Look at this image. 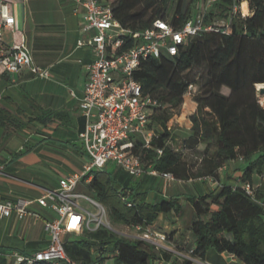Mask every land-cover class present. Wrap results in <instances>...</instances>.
<instances>
[{
    "label": "trees",
    "instance_id": "obj_1",
    "mask_svg": "<svg viewBox=\"0 0 264 264\" xmlns=\"http://www.w3.org/2000/svg\"><path fill=\"white\" fill-rule=\"evenodd\" d=\"M103 1L110 5L113 18L132 32L149 28L156 19L169 20L179 28L194 17L192 0L187 5L184 0ZM244 1L250 14H233L234 5ZM229 18L227 33L202 32L176 55L141 61L133 78L144 94L159 102L148 124L158 137L148 149H142V142L137 139L134 152L145 166L171 173L177 180H188L204 167L197 177L210 176L217 181L218 168L241 158L242 174L236 182L225 181L205 194L184 197L192 211L189 232L195 245L188 249H193L200 260L213 249L230 254L242 264H264V187L255 185L254 199L242 188L245 182L254 185L253 175L264 177V108L258 103L256 91L257 84H264V0H216L206 12L205 23ZM195 69L200 74L189 76ZM194 84H198L199 93L193 99L196 109L189 115L191 134L182 142V148L199 156V165L196 161L187 162L185 154L172 145V121L185 104L189 85ZM50 121L51 112L40 118L44 124ZM92 175L86 187L93 200L108 210V217L115 224L144 228L152 225L161 213L180 216L183 212L180 198L149 203L145 193L137 191V181L132 183L116 173L110 175L104 168L93 170ZM166 235L167 240L171 239L170 234ZM153 249L144 240L116 236L106 226L85 228L74 240L64 242L66 254L78 264L99 263L104 254L113 251L118 252V264H145L155 257ZM9 254L0 252V264H13ZM162 257L171 259L172 264H192L167 253H162Z\"/></svg>",
    "mask_w": 264,
    "mask_h": 264
},
{
    "label": "crops",
    "instance_id": "obj_2",
    "mask_svg": "<svg viewBox=\"0 0 264 264\" xmlns=\"http://www.w3.org/2000/svg\"><path fill=\"white\" fill-rule=\"evenodd\" d=\"M5 1L15 24L4 27L0 18V51L7 53L14 45L24 42L34 63L50 72V77L45 79L35 77L25 68L9 74L0 66V202H15L19 198L37 199L44 191L57 188L60 179L81 172L88 162L79 138L86 119L79 108L78 98L87 81V65L95 55L87 45H78V41L89 39L93 31L84 30V10L76 5L75 0ZM186 105L188 109L182 108L172 122L190 129L189 115L195 111L196 104ZM45 112L52 113V121L46 124L40 122ZM184 159L193 163L190 155ZM235 161L240 160L228 164ZM115 167L116 174L138 182L137 191L145 193L147 202L180 198L182 204H187L184 197L205 194L224 182L222 171L228 168H218L217 181L193 176L188 180L164 181L151 175L133 178ZM241 174L238 169L231 178L237 181ZM180 182L188 183L185 195L175 189ZM253 182L264 187L262 176L253 175ZM89 183L81 182L76 191L81 184L86 186ZM30 211L39 217L28 215L18 220L12 215L0 220V252L31 254L48 246L50 237L44 230L43 220L53 219L55 214L35 201ZM174 215L173 212L161 213L150 226L163 233L173 231L178 226L167 219L171 220ZM172 241H167L165 246L169 249H174L175 244L184 249L195 246L193 239L190 245L187 244L179 230L172 236Z\"/></svg>",
    "mask_w": 264,
    "mask_h": 264
},
{
    "label": "built area",
    "instance_id": "obj_3",
    "mask_svg": "<svg viewBox=\"0 0 264 264\" xmlns=\"http://www.w3.org/2000/svg\"><path fill=\"white\" fill-rule=\"evenodd\" d=\"M75 2L84 10V30L93 31L89 39L78 41V45H87L95 55L94 60L87 65V81L81 97L78 98L79 108L86 119V125L79 138L88 156V162L81 172L60 179L57 188L44 191L35 200L19 198L15 202H0V220L12 215L18 220L28 215L39 217L37 213L30 211L34 201L55 214L53 219L43 220L44 230L50 237L48 246L31 254L10 253L13 264H78L66 254L64 242L68 234H80L85 228L91 229L90 224L96 219L95 214L84 209L79 199L88 200L97 206L100 204L76 191L81 182L89 183L92 180L93 170L113 163L133 178L151 175L164 181L176 180L171 173L145 166L140 155L134 152L137 139L142 142V149H148L151 147V141L158 137L154 130L148 128V124L151 115L159 107V102L143 93L140 83L133 78V73L141 61L148 57L160 59L164 55H176L190 39L202 32L227 33L230 27V18L205 23L206 12L216 0H206V7L179 28H175L169 20L156 19L149 28L135 32L122 27L113 18L110 5L103 0ZM237 12H240L242 17L250 14L248 11L242 12L240 6L238 9V6L234 5L233 14ZM0 18L4 27H13L15 24V18L5 0H0ZM0 66L9 74L25 68L35 77H50L49 69L34 63L24 42L14 45L7 53L0 51ZM192 88L193 85H189L186 95ZM258 89L256 87L258 103L264 108V95H260ZM180 150L185 156L190 155L196 165L201 163L199 156L182 147ZM156 151L158 154L162 152L160 149ZM206 178L213 181L210 176ZM242 188L254 199L255 185L245 182L242 183ZM126 204L131 206L129 202ZM132 228L135 234L129 236L144 240L155 247V257L149 258L145 264H172V260H165L162 253L190 261L192 264H208L195 257L193 249L180 251L166 247V233L155 230L150 225L144 228L135 225ZM117 253L113 251L104 254L102 261L96 264H107L110 258L114 259L112 264H118L115 262Z\"/></svg>",
    "mask_w": 264,
    "mask_h": 264
},
{
    "label": "rangeland",
    "instance_id": "obj_4",
    "mask_svg": "<svg viewBox=\"0 0 264 264\" xmlns=\"http://www.w3.org/2000/svg\"><path fill=\"white\" fill-rule=\"evenodd\" d=\"M192 1H193V3H191L192 4V15L195 16V14H197L203 8L206 7V0H192ZM174 2H175V0H174ZM190 2H191V0H184L185 5L190 4ZM242 5L243 4L239 5L241 11L245 12V13H247V11H248V13H250L249 9H248V5H247V7L245 6L246 7L245 10L243 9ZM172 6H174V3ZM239 6H238V9H239ZM219 21H221V20H219ZM200 72H201L200 70L195 69L194 71L189 72L188 75L192 76L194 73L200 74ZM198 87H199L198 84L193 85V88L190 90V93L187 94L185 97V104L194 102V100H193L194 96L199 93ZM223 91L227 92V90H223ZM184 105L182 106V108L184 110H187L188 106L187 105L184 106ZM182 108H181V110H182ZM175 123H177V122H174V123L172 122V124H171L172 128L174 129V137H175V139L172 142V145L175 149L180 150L182 147V142L190 135L191 126H190V129L186 128L184 125H182V127H178V126H176V125H178V123L177 124H175ZM242 165H243V163L241 161H235V162L230 163V164L224 163L222 165V167L225 168L227 166L228 170L223 168L224 170L222 171V181L225 182L226 180L231 179L234 182H236V178L232 179L231 176L233 175V173L235 171H238V169H240L242 167ZM105 169H106V172L108 174H110V175L115 174V171H116L115 164L108 163L107 167ZM203 171H204V167H202L199 170V173H197V174H195V172L192 173V176L194 178H196L197 176L202 174ZM133 182L134 181H132V183ZM158 185H160V183ZM176 185L177 186L175 189L177 192L182 193L184 195L188 192V188H187L188 183L187 182H180V183H177ZM155 186H157V185H155ZM163 186H165V185L163 184ZM167 187H169V186H167ZM77 191L83 193L84 195L88 196L90 199L93 200V194L83 184H81L80 187H78ZM79 203L82 206H84V209L86 211L91 212V213L96 215V219H94V221H92V223L90 224L91 229H96L99 226H108L107 229L109 231H111L112 233H114L116 236L122 235V236L128 237V235L135 234V230L132 227H128V226L123 225V224L113 223L108 217V210L104 206H102L100 203H98L100 205L97 206V205L92 204L88 200H84V199H79ZM183 207H184V209H183V212L180 216H177L175 214L174 218H172L171 220L167 219V221L169 223L177 224L178 227L173 231H169V232H165V233L171 235V239L169 238L167 241H172V236L174 235V233L176 231L179 230L181 232V235L184 237V241H186L187 244L189 243V245H190L192 243V237L189 234L190 233L189 232V225H190L191 218H192V211H191L190 206L186 203L183 204ZM175 217H176V219H175ZM188 235H189V237H187ZM75 237H76L75 235L71 234V235H68L66 237V239L72 241L75 239ZM174 249H184V248H182L181 246L179 247L175 244ZM108 261H109V263H107V264H112L114 262V259L110 258V259H108ZM202 261L207 262L208 264H242L240 261L233 260L230 254L218 253L213 249H210L207 251L205 259Z\"/></svg>",
    "mask_w": 264,
    "mask_h": 264
},
{
    "label": "bare ground",
    "instance_id": "obj_5",
    "mask_svg": "<svg viewBox=\"0 0 264 264\" xmlns=\"http://www.w3.org/2000/svg\"><path fill=\"white\" fill-rule=\"evenodd\" d=\"M242 6H243V9L245 10V8H246V7H245V6H246V3L243 2V5H242ZM256 87H257V88L264 87V84H257Z\"/></svg>",
    "mask_w": 264,
    "mask_h": 264
},
{
    "label": "water",
    "instance_id": "obj_6",
    "mask_svg": "<svg viewBox=\"0 0 264 264\" xmlns=\"http://www.w3.org/2000/svg\"><path fill=\"white\" fill-rule=\"evenodd\" d=\"M258 93H259L260 95H264V87H260V88L258 89ZM106 227H108V226H106Z\"/></svg>",
    "mask_w": 264,
    "mask_h": 264
}]
</instances>
